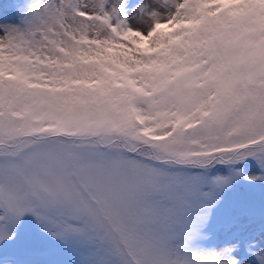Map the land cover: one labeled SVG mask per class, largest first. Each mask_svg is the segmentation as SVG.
I'll return each instance as SVG.
<instances>
[{
    "label": "snow or ice",
    "instance_id": "1",
    "mask_svg": "<svg viewBox=\"0 0 264 264\" xmlns=\"http://www.w3.org/2000/svg\"><path fill=\"white\" fill-rule=\"evenodd\" d=\"M241 181L264 0H0V264H264V196L217 227Z\"/></svg>",
    "mask_w": 264,
    "mask_h": 264
},
{
    "label": "rangeland",
    "instance_id": "2",
    "mask_svg": "<svg viewBox=\"0 0 264 264\" xmlns=\"http://www.w3.org/2000/svg\"><path fill=\"white\" fill-rule=\"evenodd\" d=\"M262 196H264V186L243 181L238 183L226 195L224 204L217 213L219 223L217 227L225 232L229 229L235 232L248 227L250 216L253 214L259 216Z\"/></svg>",
    "mask_w": 264,
    "mask_h": 264
},
{
    "label": "trees",
    "instance_id": "3",
    "mask_svg": "<svg viewBox=\"0 0 264 264\" xmlns=\"http://www.w3.org/2000/svg\"><path fill=\"white\" fill-rule=\"evenodd\" d=\"M254 184H256V183H254ZM254 187V186H253ZM255 188V187H254ZM218 225H219V223H218Z\"/></svg>",
    "mask_w": 264,
    "mask_h": 264
}]
</instances>
